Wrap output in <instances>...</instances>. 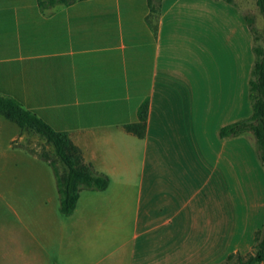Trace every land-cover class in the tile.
Returning <instances> with one entry per match:
<instances>
[{"label": "crops", "instance_id": "1", "mask_svg": "<svg viewBox=\"0 0 264 264\" xmlns=\"http://www.w3.org/2000/svg\"><path fill=\"white\" fill-rule=\"evenodd\" d=\"M247 4L0 0V94L67 132L110 180L81 191L62 228L9 221L0 264H219L251 250L264 218V167L250 133L219 136L251 113ZM144 100L138 138L124 126L137 122ZM4 119L0 200L52 201L40 135Z\"/></svg>", "mask_w": 264, "mask_h": 264}, {"label": "trees", "instance_id": "2", "mask_svg": "<svg viewBox=\"0 0 264 264\" xmlns=\"http://www.w3.org/2000/svg\"><path fill=\"white\" fill-rule=\"evenodd\" d=\"M50 5L68 3L75 0H38ZM231 3L232 0H226ZM256 6L264 18V0H256ZM246 24L252 34L253 61L248 85V99L251 113L248 117L238 119L222 126L219 130L221 138L238 137L250 133L254 138V150L264 167V36L262 37L254 26V19L244 15ZM148 101L144 100L138 107L135 123L126 124L125 130L143 138L146 131ZM0 113L15 122L20 128H25L44 138L52 145L57 159L66 167L64 174L60 173L56 160L47 153H37L52 168L59 200V212L63 216L73 213L82 190L103 191L109 185V177L96 171L86 162L79 148L71 141L68 133L51 128L35 113L25 109L16 100L0 94ZM264 262V218L261 228L255 231L251 250L247 254L230 253L219 264H262Z\"/></svg>", "mask_w": 264, "mask_h": 264}, {"label": "rangeland", "instance_id": "3", "mask_svg": "<svg viewBox=\"0 0 264 264\" xmlns=\"http://www.w3.org/2000/svg\"><path fill=\"white\" fill-rule=\"evenodd\" d=\"M256 0H248L246 11L249 16L254 19V26L257 27L259 34L264 36V18L259 12L256 4ZM6 120V119H4ZM10 122L13 126H17L14 122ZM32 136H35L32 134ZM36 138V153H47L52 159L56 160L60 173H65L66 167L57 159L52 145L45 142L41 136H35ZM40 140V141H39ZM17 148V147H14ZM38 155V154H37ZM39 157V156H38ZM43 168V177L49 178V182L52 183L54 188V199L50 201L46 194L39 198H28L23 201H7L0 200V228H4L10 221V224H14L17 227L22 224H26L28 228H62L65 222L70 224V219L63 216L59 212V200L55 189V176L51 166L44 161L40 160ZM88 190H82V192ZM81 192V191H80ZM17 211V216L14 211ZM3 215L6 218L5 222L2 221ZM64 223V225H63ZM56 241H54L55 243ZM56 247V245H55ZM54 251V246L50 247L49 252ZM264 264V262L262 263Z\"/></svg>", "mask_w": 264, "mask_h": 264}]
</instances>
